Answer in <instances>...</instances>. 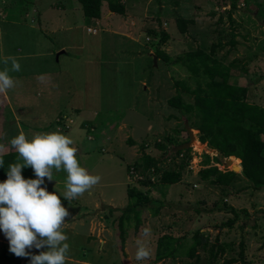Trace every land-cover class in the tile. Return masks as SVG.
Returning a JSON list of instances; mask_svg holds the SVG:
<instances>
[{"label": "rangeland", "instance_id": "obj_1", "mask_svg": "<svg viewBox=\"0 0 264 264\" xmlns=\"http://www.w3.org/2000/svg\"><path fill=\"white\" fill-rule=\"evenodd\" d=\"M19 1L0 0V70L8 68L14 81V86L7 90L12 104L4 107L5 99L0 97V153L13 150L8 141L21 131L31 138L37 133L75 130L73 138L80 164L100 177L96 185L73 200L61 198L69 211L62 225L69 243L66 264H186L192 259L195 264H211L208 247L198 249L199 260L185 253L157 259V242L162 235H186L188 246L198 228L209 232L211 243L218 235L219 241L226 244L225 253L213 264H244L243 260L247 264H264V188L251 186L241 170L236 171L230 185L203 180L200 170L207 167L203 163L204 154L212 157L218 154L207 144L193 145L183 153L171 147L159 149L156 145L175 129L184 127L188 115L168 103L179 90L175 80H190L192 87L196 84L184 66L159 58L157 49L175 57L187 50L200 47L209 51L212 43H225L218 49L217 57L226 63L238 58L240 66L232 70L231 81L248 86L249 100L264 106V14L260 13L264 0H235L238 8L233 11V23L229 18L233 0H124L126 13H114L110 30L90 22L78 0L25 1L40 2L42 17L48 14L49 18L58 14V10L47 5L54 3L61 8L62 4L70 7L77 3L79 12L74 16L82 14L87 25L92 23L100 29L97 39L101 37L104 59L97 65L89 60L77 65L64 57L58 61L57 52L55 58L42 56L46 51H41L40 43L50 47L59 37L63 38L65 30L44 34L41 30L45 26L40 25L38 16L34 15L35 21L33 14L25 16L26 7L22 6L25 3ZM6 5H12V9L16 6L18 10L11 13L19 16V24L15 15H8L7 20L2 18ZM179 16L194 20L186 33L178 28ZM78 20L77 17L75 22ZM163 30L170 38L159 43ZM232 32L236 33L235 46L230 42ZM68 37H64L68 46H90V40L94 41L96 36L85 38L78 33ZM69 50L82 52L80 47ZM8 58L19 62V71L10 70ZM47 78L52 82L47 83ZM64 79L70 89H64ZM184 99L193 101L188 94ZM75 113L80 117L92 115L94 120L88 126L94 130L90 132L86 126L79 129L80 118L74 117ZM194 132L199 140V130L194 128ZM143 150L158 160L156 168L147 171L135 168ZM210 164L216 163L212 159ZM217 165L223 170L233 168L232 163ZM178 169H182L179 182H161L163 171ZM65 176L63 171H54V179L47 183L48 191L62 192ZM130 187L146 193L151 202L146 201L142 207L138 226L135 219L126 223L122 250L119 217L132 201ZM154 200L165 203L158 215L151 209ZM137 239L151 250V256L143 261L135 259ZM4 248L9 251V243L0 233V254ZM43 250L46 249L31 251L38 254ZM232 258L236 261L226 263Z\"/></svg>", "mask_w": 264, "mask_h": 264}, {"label": "trees", "instance_id": "obj_2", "mask_svg": "<svg viewBox=\"0 0 264 264\" xmlns=\"http://www.w3.org/2000/svg\"><path fill=\"white\" fill-rule=\"evenodd\" d=\"M23 2L24 0H20ZM82 6L85 16L89 18H99L102 15L104 0H78ZM111 11L125 14L126 5L124 0H105ZM237 3L233 0L230 7V21L233 23V11L236 10ZM261 14H264L262 7ZM222 20V18H220ZM193 19L177 17L178 28L181 32L186 33L189 24ZM155 35L156 32L152 31ZM233 33V32H232ZM235 32L232 34L231 44L235 46ZM170 38L167 31H161L159 43H164ZM225 46V43H212L210 50H204L200 47L187 50L183 54L175 57L157 49L156 54L163 58L167 63L180 64L190 72L189 77L195 80V86L189 84L190 80H175L178 92L168 99V103L181 111L187 112V122L193 129L199 130V140L207 143L209 148H214L218 154L213 157L205 153L204 167L200 170V176L214 185H230L235 179L237 172L232 169H220L216 164L211 165L213 159L215 163H224V157L236 156L232 161V166L239 171L242 168V175L256 189L264 188V106L251 102L249 100V87L240 85L231 81V72L233 69L240 67L238 58L226 63L217 57L218 49ZM191 95L192 102L185 101L184 95ZM87 129L92 132L87 124ZM95 132V131H94ZM185 133V136H183ZM182 137H184L182 139ZM91 139V137L89 136ZM189 133L186 126L177 128L173 133L168 134L164 140L157 141L159 149L171 147V150L178 153L190 151L192 147L177 149L179 144L189 141ZM132 141V140H131ZM133 143V141L131 142ZM78 150V148H77ZM0 158L4 161V167L0 168V180L6 179L5 168L11 162L17 161V153L14 150L1 152ZM158 160L143 150L140 159L134 166L136 169L141 168L147 171L156 168ZM22 175L25 178H34L31 168H23ZM182 178V169L165 170L161 175V182L166 184L177 183ZM128 193L132 201L124 208L120 219V235H122L121 249H124V238L126 234L125 225L131 219L136 220V225L141 222V213L146 201L151 202L149 197L141 190L130 187ZM155 205L151 207L153 214L158 215L161 208L165 205L162 200H154ZM233 212H238L232 209ZM233 220L230 219L229 224ZM186 235L174 236L166 233L162 235L157 242V259L174 258L182 253L188 257L200 259L199 248H206L210 252L211 264L217 258L225 253L226 244L219 241V236L215 237L211 243L208 231L198 228L192 234V243L186 245ZM211 245V246H210ZM210 246V247H209ZM241 260L244 258V250L241 252ZM233 263L236 258L228 259L227 262ZM28 264V258L23 260L15 255H10L7 248H4L0 254V264L3 263ZM244 264H247L244 261ZM186 264H195L193 259Z\"/></svg>", "mask_w": 264, "mask_h": 264}, {"label": "clouds", "instance_id": "obj_3", "mask_svg": "<svg viewBox=\"0 0 264 264\" xmlns=\"http://www.w3.org/2000/svg\"><path fill=\"white\" fill-rule=\"evenodd\" d=\"M8 59L10 70L19 71V62ZM13 86L9 69L0 70V92ZM74 131H49L31 138L21 131L8 141L17 153V161L8 164L6 179L0 180V233L8 240L9 251L18 257H28V264H66L69 243L62 225L69 211L61 198L69 202L100 180L80 164ZM3 167L4 161L0 158V168ZM28 167L34 178L22 175V169ZM54 171L66 174L64 190L60 193L47 189V183L54 179ZM148 231L146 228L144 234ZM136 244L137 261L151 256V250L140 239ZM32 249L46 250L35 254Z\"/></svg>", "mask_w": 264, "mask_h": 264}, {"label": "crops", "instance_id": "obj_4", "mask_svg": "<svg viewBox=\"0 0 264 264\" xmlns=\"http://www.w3.org/2000/svg\"><path fill=\"white\" fill-rule=\"evenodd\" d=\"M25 1L26 0L23 1L25 4H22L23 7H26L25 8L26 9L25 16L29 17L30 14H33L32 20H34V21H35V18H33L34 15L38 16V19H39L38 21L40 22V25H41V23H43L44 26H45V28H42L41 32H43L44 34H47L49 36V34H48L49 32L47 33V31H50V33H55L56 34V33H59L60 30H62V31L65 30V33L63 32V38L59 37V41L55 42L50 47H48L47 45H45L43 43H40L39 46L41 47V51H42V49H44L46 51V52L42 53V56L48 55V56H52V58H55L56 57V52H57V57L56 58L58 59V61H60V58L62 59L64 57V60L67 59V62L74 63V64H77V65H81V63H83V62L85 63V60H89L94 65L99 64L98 62H101V63L103 62V59H104L103 58V55H104L103 44L99 43V40H101V37H99L97 39V36L99 35L100 29H99V27H97V29H98L97 32L93 33V32L88 30V27H95V26L92 23L87 25L85 23V21H87V20L84 17H82L83 16L82 14L79 15V16H76V17L74 16V13H78L79 12V6L77 5V3H75V5H72L70 7H68L65 4H62L61 8H59L60 6H57L54 3H51L50 5H47L50 9L56 8L58 10V14L53 15L52 18H49L48 14L44 15L42 17V9L38 5V3H40V2H37V4H36V3H26L29 0H27L26 2ZM39 1H43V0H39ZM9 4H11V3H9ZM11 6L12 5H10V6L6 5L5 6L4 10L6 12H4V13L2 12V18L7 20L8 19V15H10V16H14L15 15L16 16V18H15L16 22L19 24L21 22L19 20V18H18L19 16L16 15V14H13L15 12V10H18V9H16V6H14L13 9H12ZM8 7H10V8H8ZM29 7H31V8H29ZM80 8L82 9V6ZM11 11L13 13H11ZM114 13H116V12L111 11L109 9V7H108L107 2L104 1L103 7H102V15H101V17H99V18H91L90 22L99 23L102 26H106V30H110L109 27H110V25L113 22V21H111V19L113 18ZM83 14H84V12H83ZM120 15H123V14H120ZM45 17H47V18H45ZM77 17H78L79 20L77 22H75ZM18 21H20V22H18ZM124 21H126V20H124ZM118 22L122 23L123 20L122 19H118ZM133 22L135 23V21H133ZM124 24L125 23H122V25H124ZM31 27H32V29L35 28L33 25H31ZM79 29H83L84 32L79 30ZM85 29H86V31H85ZM127 31H129V30H127ZM78 33H81V35L83 37H85V38L94 35V37L96 36L95 37L96 39L93 37L94 41L90 40V43H91L90 46H88V45L79 46L80 44L77 45V46H71V45L68 46V44L64 41V37L65 36H69L68 37V39H69V38H71V36L77 35ZM40 36L41 35H39V37ZM71 47H73V48L75 47L77 49L80 47V49H82V52L71 51V50H69ZM81 60H83V61H81ZM79 61H81V62H79ZM64 75H65V71H64ZM47 76H48V74H47ZM48 81L52 82V80H49L47 78L46 82L50 83ZM66 81L67 80H65L64 85H63L64 89H66V88L70 89L71 87L68 85L69 83L66 82ZM51 87H52V85H51ZM0 97L1 98L4 97V99H5L6 104L4 105V107H6V105L9 106V105L12 104L11 98H10V94L7 92V90L4 91V92H0ZM95 115H97L96 112H95ZM70 116L73 117L72 115H70ZM75 116L80 118L79 119V125H81V126H80L79 129H82L85 126L87 128L88 122H93V120H94L92 115L89 116V117H86V116L85 117H83V116L80 117V115L78 116L75 113L74 117ZM66 117H69V115L66 114ZM14 122H16V121L14 120ZM102 132H104V131L103 130L100 131V134Z\"/></svg>", "mask_w": 264, "mask_h": 264}, {"label": "water", "instance_id": "obj_5", "mask_svg": "<svg viewBox=\"0 0 264 264\" xmlns=\"http://www.w3.org/2000/svg\"><path fill=\"white\" fill-rule=\"evenodd\" d=\"M185 126H186V129H187L188 133H189L190 139H189V141H187L185 143L179 144L176 147L177 149H183V148L192 147L193 145H195V143H199L201 145L207 144L205 142H202L200 140H197L196 134L194 132V129L189 126L187 120L185 121ZM211 150L216 152V149H214V148H211ZM234 158H237V157L236 156L224 157V159H223L224 160V164L225 165L231 164ZM231 169L234 170V171H237L236 169H233V168H231ZM241 170H242V168H241Z\"/></svg>", "mask_w": 264, "mask_h": 264}, {"label": "built area", "instance_id": "obj_6", "mask_svg": "<svg viewBox=\"0 0 264 264\" xmlns=\"http://www.w3.org/2000/svg\"><path fill=\"white\" fill-rule=\"evenodd\" d=\"M88 30L93 33H96L98 29L96 27H88Z\"/></svg>", "mask_w": 264, "mask_h": 264}, {"label": "bare ground", "instance_id": "obj_7", "mask_svg": "<svg viewBox=\"0 0 264 264\" xmlns=\"http://www.w3.org/2000/svg\"><path fill=\"white\" fill-rule=\"evenodd\" d=\"M195 146H198V147H204L205 145H201V144H199V143H195ZM233 169H236V168L233 167ZM236 170L239 171L238 169H236Z\"/></svg>", "mask_w": 264, "mask_h": 264}]
</instances>
